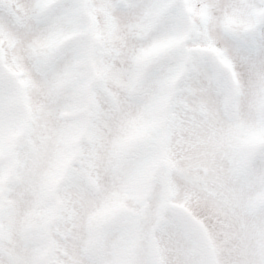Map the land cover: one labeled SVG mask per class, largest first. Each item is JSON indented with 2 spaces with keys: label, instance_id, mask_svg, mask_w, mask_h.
<instances>
[{
  "label": "snow or ice",
  "instance_id": "obj_1",
  "mask_svg": "<svg viewBox=\"0 0 264 264\" xmlns=\"http://www.w3.org/2000/svg\"><path fill=\"white\" fill-rule=\"evenodd\" d=\"M0 264H264V0H0Z\"/></svg>",
  "mask_w": 264,
  "mask_h": 264
}]
</instances>
